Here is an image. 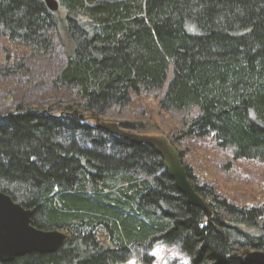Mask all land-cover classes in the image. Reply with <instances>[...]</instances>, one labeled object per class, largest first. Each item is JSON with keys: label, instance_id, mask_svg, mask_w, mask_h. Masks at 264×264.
<instances>
[{"label": "trees", "instance_id": "1", "mask_svg": "<svg viewBox=\"0 0 264 264\" xmlns=\"http://www.w3.org/2000/svg\"><path fill=\"white\" fill-rule=\"evenodd\" d=\"M56 1L51 12L43 0H0V41L45 61L60 45L65 58L51 80L63 102L0 112V193L33 211L36 229L67 238L54 254L0 264H153L155 243L188 264H252L264 205L231 204L188 170L212 215L190 206L162 157L122 130L145 127L102 118L166 88L161 111H198L185 138L264 164V0ZM24 71L19 61L0 75Z\"/></svg>", "mask_w": 264, "mask_h": 264}, {"label": "rangeland", "instance_id": "2", "mask_svg": "<svg viewBox=\"0 0 264 264\" xmlns=\"http://www.w3.org/2000/svg\"><path fill=\"white\" fill-rule=\"evenodd\" d=\"M52 57L48 61L38 59L24 48L0 41V71L19 61H23L26 68L22 75H0V112L13 111L17 105L47 110L64 101L55 91L51 81L56 76L54 72L65 59L62 46L57 45L56 54ZM165 90L166 88L152 96H133L130 106L123 110L112 109L102 121L118 125L142 124L145 127L144 131L124 128L122 130L136 137H166L181 154L182 163L187 171H191L195 183L211 189L216 196L239 207H263L264 164L246 160L234 161L231 150L217 148L212 138L205 140L185 138L181 132L183 121L197 116L198 111L183 113L161 111L158 102ZM98 238L104 246L110 245L103 230L99 231ZM149 256L155 259L153 264L189 263V259L178 249L166 248L156 243ZM125 264L143 263L134 255Z\"/></svg>", "mask_w": 264, "mask_h": 264}, {"label": "water", "instance_id": "3", "mask_svg": "<svg viewBox=\"0 0 264 264\" xmlns=\"http://www.w3.org/2000/svg\"><path fill=\"white\" fill-rule=\"evenodd\" d=\"M51 12L59 10L55 0H45ZM116 128L117 125H114ZM129 138L138 144L148 145L162 157L165 169L175 182L178 191L186 198L190 206L212 215L204 199L198 195L188 178L182 163L181 154L164 136H145ZM33 211L24 209L12 199L0 193V260L13 261L15 258L37 254H54L64 245L66 235L59 231H41L32 223ZM245 261L252 264H264V252L254 251L246 254Z\"/></svg>", "mask_w": 264, "mask_h": 264}]
</instances>
